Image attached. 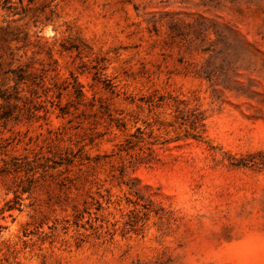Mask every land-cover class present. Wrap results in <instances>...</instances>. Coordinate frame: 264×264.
Here are the masks:
<instances>
[{
    "label": "rangeland",
    "instance_id": "1",
    "mask_svg": "<svg viewBox=\"0 0 264 264\" xmlns=\"http://www.w3.org/2000/svg\"><path fill=\"white\" fill-rule=\"evenodd\" d=\"M0 264H264V0H0Z\"/></svg>",
    "mask_w": 264,
    "mask_h": 264
},
{
    "label": "trees",
    "instance_id": "2",
    "mask_svg": "<svg viewBox=\"0 0 264 264\" xmlns=\"http://www.w3.org/2000/svg\"><path fill=\"white\" fill-rule=\"evenodd\" d=\"M9 208H13V206H9Z\"/></svg>",
    "mask_w": 264,
    "mask_h": 264
}]
</instances>
